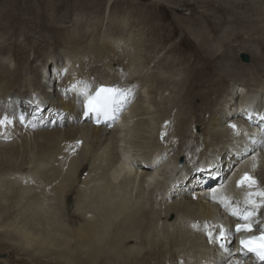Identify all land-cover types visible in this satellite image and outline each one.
I'll use <instances>...</instances> for the list:
<instances>
[{
    "label": "bare ground",
    "instance_id": "obj_1",
    "mask_svg": "<svg viewBox=\"0 0 264 264\" xmlns=\"http://www.w3.org/2000/svg\"><path fill=\"white\" fill-rule=\"evenodd\" d=\"M96 1L99 34L61 12L30 57L0 34V264H264L239 246L264 231V0H210L206 24L250 25L218 46L173 13L188 63ZM99 84L126 92L105 125Z\"/></svg>",
    "mask_w": 264,
    "mask_h": 264
},
{
    "label": "rangeland",
    "instance_id": "obj_2",
    "mask_svg": "<svg viewBox=\"0 0 264 264\" xmlns=\"http://www.w3.org/2000/svg\"><path fill=\"white\" fill-rule=\"evenodd\" d=\"M103 1L104 0H99V2H103ZM105 1L107 2V0ZM192 1L194 0H155L154 2L153 0H115V1L112 0L110 9L112 8L116 9V11H112V15L114 14L112 18H116L118 15L119 19L122 18L123 21L125 22L127 21V23L129 22V25H127L128 28H136L138 31L139 30L143 31V33L150 40L156 42H162V40L164 39L162 36V31H166L168 34H170V41L167 40V43L168 45L172 43V46L170 48L172 52L171 54H173L172 59H175L179 63L189 62V59L192 57V54L194 52L195 46L194 45L192 46L193 42L190 41L188 37H185L184 31L181 33L183 35L180 34L179 29L177 28L176 25H174L177 23V21L175 20L173 13L177 15H181L182 17L186 16L182 18L184 19L183 21H185L186 24L192 26L194 30L204 31V29L207 28L206 29L207 31H204L205 37L207 40L210 41V43H214L215 46H218L220 41L232 35V31H233V35L236 32H240V34L242 35V33L246 32L250 26L245 23L236 24V22L234 23L232 21H227V19H225V21L222 23V28L217 26L213 27V25H208L206 23L209 20V19L207 20V13L210 10V4H209L210 0H195L194 2ZM94 2L93 0H0V31H2L0 32V34L6 35V33H14L13 38L10 39L13 40L11 41V43L14 44L13 46L15 47L17 44H19L20 46L22 44L23 47H27L28 49L24 53L25 56L27 57L33 55L32 52L33 50L30 51L31 49L30 47H33L34 44L40 41L47 42L49 43V45H52V41H54L55 38L54 35L57 31L56 20H59L58 16L60 15L61 12L66 13V16L64 17L67 18L69 16L67 19L69 20L71 19V21L73 20L71 23H73L74 26L77 25L74 24L75 22L76 23L79 22L78 26H81L82 30L84 29L86 30V28L82 26L83 23L85 26L87 25L86 26L87 28L91 27V29L94 27L96 28L97 25L98 26L97 34H99L101 29L100 28L101 23L99 18L101 15L104 14V10L96 9V8L94 9V7H96L97 1L94 0ZM175 5H177L178 7L176 8ZM7 11H11L12 16L14 15L13 18L10 17V20L8 15L5 16ZM97 11L99 12L97 13ZM75 16L77 20L75 19ZM196 17L201 18L202 20L200 23L201 25L198 24L197 21L198 19ZM88 18H90V21L88 20ZM92 19L95 20L94 21L95 24L92 23L93 22ZM193 19L196 20L197 22L196 23L193 22L192 21ZM89 23H91L92 25ZM97 23H99V25ZM114 23L112 21V23L110 24L111 26H113L114 29L109 26L111 33L113 34L114 32H116L115 28L118 27L116 23L115 24ZM202 24H205L204 26L207 27H203ZM223 27L227 28L226 30H229V32H224V33L221 32L220 29L221 30L224 29ZM40 33H42L44 37ZM33 34L36 35L33 36ZM38 34H40L41 37L40 35L38 36ZM168 34L166 35L168 36ZM213 37H215V39ZM42 38L44 41L42 40ZM217 38H219L218 41ZM242 39L243 38L240 36L237 41L245 46L247 44H250V42H246L244 41V39L243 40ZM190 42H191V47H189ZM7 47L8 45H3L0 43V54H6V52L9 50V48ZM184 48L186 49V51H184ZM260 50L263 49L260 48ZM28 52L29 54H27ZM178 58H180L181 60H179ZM247 59L248 57L245 56L244 60L248 61ZM204 61L206 60L202 59L199 61V63L204 64ZM51 74L54 73L51 71ZM198 100L199 101H196V103L200 102V99ZM0 246H2V244ZM6 254L7 253L2 254L1 257L11 260L12 263L17 264L20 262V260H18L14 254H10V255L8 254L6 255Z\"/></svg>",
    "mask_w": 264,
    "mask_h": 264
},
{
    "label": "snow or ice",
    "instance_id": "obj_3",
    "mask_svg": "<svg viewBox=\"0 0 264 264\" xmlns=\"http://www.w3.org/2000/svg\"><path fill=\"white\" fill-rule=\"evenodd\" d=\"M82 95H87V91L83 92ZM126 95V92L124 90L118 89V88H105L101 87L99 88L93 97H91L87 102V114L89 113H107L109 111H114V105L118 104ZM7 123H11V121L8 120L7 117H4L2 120H0V126L6 125ZM231 127L233 129H236V125L232 124ZM250 180V178H248ZM243 183V181H242ZM250 183H254V181L250 180ZM261 195H264L262 193ZM235 215V213H233ZM247 219V217H245ZM237 231H251L250 225H237L236 226ZM221 240H223L224 236L223 233L220 234ZM262 240H264V236L261 237ZM241 244H243L245 247L248 248L249 251L257 252L259 255H261V258L264 259V248H257L254 246L252 241H241ZM239 264V262H237Z\"/></svg>",
    "mask_w": 264,
    "mask_h": 264
}]
</instances>
